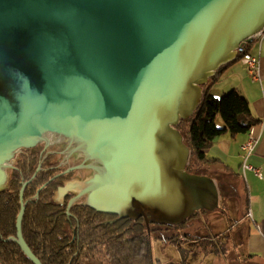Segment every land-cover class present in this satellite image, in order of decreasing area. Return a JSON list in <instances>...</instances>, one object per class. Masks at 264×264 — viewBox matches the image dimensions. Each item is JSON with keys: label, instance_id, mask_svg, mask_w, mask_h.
<instances>
[{"label": "water", "instance_id": "1", "mask_svg": "<svg viewBox=\"0 0 264 264\" xmlns=\"http://www.w3.org/2000/svg\"><path fill=\"white\" fill-rule=\"evenodd\" d=\"M264 30V0H0V192L19 152L55 137L88 170L58 197L180 226L220 208L178 130L204 87ZM17 222V244L42 264Z\"/></svg>", "mask_w": 264, "mask_h": 264}, {"label": "trees", "instance_id": "2", "mask_svg": "<svg viewBox=\"0 0 264 264\" xmlns=\"http://www.w3.org/2000/svg\"><path fill=\"white\" fill-rule=\"evenodd\" d=\"M231 64L220 68L216 76L209 80L204 87V98L199 109L191 119L182 121L178 126L191 151L187 169L191 174H200L203 165L219 162L206 156V151L217 138L225 134L231 137L249 134L261 124L253 116L249 101L237 90H232L221 98L211 94V90ZM219 119L221 127L217 124ZM1 211L3 222L0 227L2 231H7L15 222L17 208L4 207ZM50 211L49 207L45 209L46 214ZM32 212L33 208H27L23 234L27 245L42 264H163L154 257V230L149 232L143 219L118 220L115 216L100 214L80 203L72 207L70 216L64 213L61 218H54L51 222L46 217L35 220ZM206 213L208 212H198L180 226L162 227L178 231L170 240L179 249L181 264H190L189 256L192 254L213 257H225L227 254L223 234H210L207 237L181 234L191 221ZM208 230L212 229L208 227ZM11 233L8 231L6 237ZM226 235L229 239L228 233ZM187 243L192 247L190 251L187 250ZM182 246H186L185 249ZM0 264L32 263L16 244L9 246L0 242Z\"/></svg>", "mask_w": 264, "mask_h": 264}, {"label": "crops", "instance_id": "3", "mask_svg": "<svg viewBox=\"0 0 264 264\" xmlns=\"http://www.w3.org/2000/svg\"><path fill=\"white\" fill-rule=\"evenodd\" d=\"M251 45L249 53L260 61L259 79H252L248 74V67L240 61L233 63L220 78L226 76L228 85H224L215 95L237 90L249 101L253 116L261 121L260 125L252 129L254 147L247 164L259 169L262 178L257 177L253 171H243L242 168L244 161L242 147L249 141V134L236 137L225 134L217 138L213 146L206 151V156L219 162L203 165L201 175L213 179L220 193L221 217L215 221L213 228L216 224L219 228V221L222 220V226L228 231L230 239L235 243L236 251L242 254V258L264 264V37ZM204 172L207 173L203 174ZM218 183H221V187ZM233 197L242 203L238 208L233 206ZM163 246L164 249L173 247L171 244ZM182 247L185 249L186 246ZM191 249V245L188 244L187 250ZM174 250L180 253L177 247ZM251 255L255 257H250ZM216 258L192 254L190 264H201L205 260H208L207 264H214ZM177 259L180 262L181 255ZM159 260L163 264H170L164 259Z\"/></svg>", "mask_w": 264, "mask_h": 264}, {"label": "flooded vegetation", "instance_id": "4", "mask_svg": "<svg viewBox=\"0 0 264 264\" xmlns=\"http://www.w3.org/2000/svg\"><path fill=\"white\" fill-rule=\"evenodd\" d=\"M81 163L83 162L76 156L67 159L65 147L59 144L55 137H49L46 142L19 152L15 161L6 169L9 176L8 187L0 192V225L3 222L2 208H17V215L10 229L2 231L0 227V242L18 246L17 222L23 207H25L23 220L29 207L33 208L32 216L35 220L46 217L51 222L54 218L58 219L64 213L67 214L68 203L73 196L57 198L56 195L66 182L75 179L85 180L90 176L91 172L88 170L70 171ZM84 201L85 198H82L76 204L84 206ZM47 207L51 211L46 214ZM8 231L12 233L6 237Z\"/></svg>", "mask_w": 264, "mask_h": 264}, {"label": "rangeland", "instance_id": "5", "mask_svg": "<svg viewBox=\"0 0 264 264\" xmlns=\"http://www.w3.org/2000/svg\"><path fill=\"white\" fill-rule=\"evenodd\" d=\"M251 46L252 45H250L248 51H250ZM228 83L229 81L226 80V76H224L222 79L219 80L217 85H215L214 88L211 90V94L214 95L216 98H221L222 96L228 94L229 91H227L225 94L221 93L220 95H217V96L215 95L219 90H221V88L224 85H228ZM217 124L219 125V127L222 126V122L220 119L217 122ZM202 171L203 170L201 168L200 174ZM206 173L207 172H204L203 174H206ZM218 184L221 187V183H218ZM241 205L242 203L239 202L238 199L233 197V206L238 208ZM221 211H222V208H219L218 210L212 213L208 212L204 214L203 216L199 217L198 219L191 221L188 224L187 228L184 230V232H181V234L185 233L192 237H207L210 234L225 235L224 241L226 243L227 254L225 257H217L216 260L214 261V264H262L254 260H250V259L246 260L242 258V254L239 251L238 252L236 251V246H235L234 241L230 239V237L229 239H227L226 233H228V231H226L224 229L225 227L222 226V222H223L222 220L219 221L220 222L219 228L217 224L213 228V224L215 223V221L216 220L218 221L219 220L218 218L221 217ZM208 227H210L212 230H208ZM151 230H154V233H153L154 239H153V246H152L154 257L158 259H164L170 264H181L179 260L177 259L180 253L174 250L175 247L173 246L172 240H170L171 237L178 234V231L172 228L166 229V228H162L159 226H153V227L151 226L150 232ZM157 238H161L162 240L159 241V239ZM166 244H171V246L173 247L164 249L163 245H166ZM207 263H208V260L201 262V264H207Z\"/></svg>", "mask_w": 264, "mask_h": 264}, {"label": "built area", "instance_id": "6", "mask_svg": "<svg viewBox=\"0 0 264 264\" xmlns=\"http://www.w3.org/2000/svg\"><path fill=\"white\" fill-rule=\"evenodd\" d=\"M263 37H264V30L258 33L257 35H255L254 37H252L251 38L252 42L244 41L237 50L238 60L248 67L249 76L255 80L259 79L260 77V66H259L260 61H259V58L251 55L248 49L253 42H259ZM249 136H250L249 141L245 144L244 147H242L243 152H244V155H243L244 161H243L242 168H243V171H246V170L253 171L257 177L262 178V175L259 169H255L254 167L247 164V160L249 156L251 155V153L253 152V147H254V137H253L254 131L253 130L249 132ZM249 217L252 219L251 215H249Z\"/></svg>", "mask_w": 264, "mask_h": 264}]
</instances>
